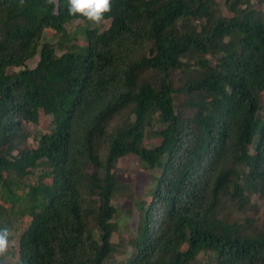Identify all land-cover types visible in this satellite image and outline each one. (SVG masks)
I'll return each mask as SVG.
<instances>
[{
	"label": "trees",
	"instance_id": "1",
	"mask_svg": "<svg viewBox=\"0 0 264 264\" xmlns=\"http://www.w3.org/2000/svg\"><path fill=\"white\" fill-rule=\"evenodd\" d=\"M256 1L113 0L109 26L69 39L67 0H0V228L26 224L8 264H264V222L246 215L264 202ZM128 155L150 185L119 245Z\"/></svg>",
	"mask_w": 264,
	"mask_h": 264
},
{
	"label": "rangeland",
	"instance_id": "2",
	"mask_svg": "<svg viewBox=\"0 0 264 264\" xmlns=\"http://www.w3.org/2000/svg\"><path fill=\"white\" fill-rule=\"evenodd\" d=\"M218 8L224 13L228 14V10L224 4V0H216ZM256 3V4H255ZM254 4V9L257 10V16L261 13L262 16H264V3L260 4L259 1H256ZM260 16V15H259ZM106 27L109 26V22L105 23ZM85 26V23L82 21L77 22H71L68 23L66 26V31L69 39H73L74 34L77 33V37L81 38V33L79 30H81L82 27ZM60 37H55L51 33H45L43 37V42H51L54 45H58V41L60 40ZM39 61V55H37L33 60L28 62V66L30 68H34ZM179 73L177 76L179 77ZM263 103H264V96H263ZM120 120V119H118ZM50 121V118H44L43 122L40 126L36 127L31 125L30 129L34 134L41 133L42 131L47 130L48 122ZM158 115H155L153 119L151 120V126L147 129L150 131V133L146 136L145 146L151 147L154 146L159 142L158 138L153 135V131L158 129L160 127ZM33 137L30 138L29 142L27 143L28 146H35V143L33 141ZM116 173L118 175L119 180L122 183L130 185L128 190H122L119 193L115 195V197L112 200V204L117 208V214L115 216L114 221L117 222L118 229L114 233L112 241L116 244H122L123 239L126 238L127 234V226L135 228L136 226V218L137 214H134V210L136 209V205L138 202H143L145 199V193L147 189H149L150 185V179H149V171H147L146 168L141 165L139 158L133 155H128L124 158H121L117 164H116ZM253 204H256L254 207L255 212H247L246 215L254 218L256 221L264 222V202L260 199H257V197H254ZM238 212L235 213V215ZM15 227L18 228V230H12L11 231V243L10 245H13L14 247H17L18 245V235L19 233L25 229L26 224L25 223H15ZM206 257L207 255L201 254L199 256V259L196 264H206ZM120 257L117 256V259ZM11 261L13 259H10Z\"/></svg>",
	"mask_w": 264,
	"mask_h": 264
},
{
	"label": "clouds",
	"instance_id": "3",
	"mask_svg": "<svg viewBox=\"0 0 264 264\" xmlns=\"http://www.w3.org/2000/svg\"><path fill=\"white\" fill-rule=\"evenodd\" d=\"M25 0H19L20 6H23ZM48 5H53L54 11L60 7V0H46ZM113 0H67V13L76 18L77 22L81 20L92 27H99L105 23V17L112 10ZM10 230L7 227L0 228V264H8Z\"/></svg>",
	"mask_w": 264,
	"mask_h": 264
}]
</instances>
